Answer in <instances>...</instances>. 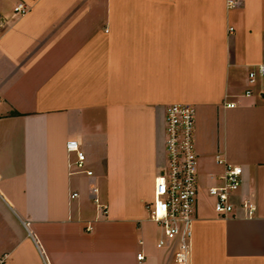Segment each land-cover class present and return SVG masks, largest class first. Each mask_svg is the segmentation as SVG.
Wrapping results in <instances>:
<instances>
[{"label":"crops","instance_id":"0c3cea01","mask_svg":"<svg viewBox=\"0 0 264 264\" xmlns=\"http://www.w3.org/2000/svg\"><path fill=\"white\" fill-rule=\"evenodd\" d=\"M238 1L0 0L3 264H172L148 205L178 103L196 109L191 264H264V77L248 82L264 63V0ZM21 2L30 10L16 18ZM71 140L93 176L72 173ZM217 155L244 170L227 219L206 194L225 170Z\"/></svg>","mask_w":264,"mask_h":264},{"label":"built area","instance_id":"2783aa9c","mask_svg":"<svg viewBox=\"0 0 264 264\" xmlns=\"http://www.w3.org/2000/svg\"><path fill=\"white\" fill-rule=\"evenodd\" d=\"M229 8L240 4L238 0H227ZM30 7L19 3L14 8L16 18L25 16ZM7 23L0 19V34L7 27ZM264 77V63L253 66L248 75L250 86H254L258 79ZM252 90L248 89L246 95L250 96ZM226 107L236 106V102H227ZM166 154L165 169L156 177L154 199L148 205L149 216L161 229L157 247H172L174 261L172 264H191V249L196 220L197 205L200 197V184L198 177L199 157L196 146V109L189 104H172L166 110ZM69 153H74L76 159L70 163V168L76 172L93 176L94 172L87 168L88 158L85 151L76 140L67 143ZM217 162L224 166V173L218 176L210 175L215 183L207 186L206 194L212 199L213 209L221 219L234 215L236 198L242 187L244 170L242 166L232 164L220 155ZM92 195L95 203L103 214L108 213V207L103 205L99 198V189L94 186ZM79 196L72 193V198ZM240 208L244 217L252 218L256 213V205L250 198L240 201ZM138 259H145L144 252L138 254ZM4 258L0 257V264Z\"/></svg>","mask_w":264,"mask_h":264},{"label":"rangeland","instance_id":"374dc122","mask_svg":"<svg viewBox=\"0 0 264 264\" xmlns=\"http://www.w3.org/2000/svg\"><path fill=\"white\" fill-rule=\"evenodd\" d=\"M150 199H151V203H152V202H153V196H152ZM151 203H150V204H151Z\"/></svg>","mask_w":264,"mask_h":264}]
</instances>
